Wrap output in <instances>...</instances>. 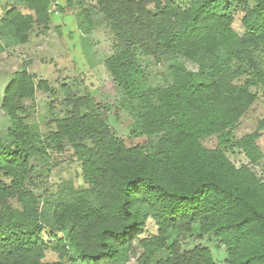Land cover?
<instances>
[{"label":"trees","instance_id":"obj_1","mask_svg":"<svg viewBox=\"0 0 264 264\" xmlns=\"http://www.w3.org/2000/svg\"><path fill=\"white\" fill-rule=\"evenodd\" d=\"M52 1L3 8L0 52L48 26ZM66 1L86 28H108L103 87L119 92L133 125L117 136L106 105L63 84L64 110L42 132L24 102L46 81L25 66L11 74L1 103L0 264H218L209 247H185L208 234L225 264H264V176L253 170L264 157V0ZM142 58L164 61L166 85L148 80ZM66 152L82 184L39 194V165ZM234 152L246 161L236 166ZM147 221L154 234L144 235Z\"/></svg>","mask_w":264,"mask_h":264},{"label":"rangeland","instance_id":"obj_2","mask_svg":"<svg viewBox=\"0 0 264 264\" xmlns=\"http://www.w3.org/2000/svg\"><path fill=\"white\" fill-rule=\"evenodd\" d=\"M176 1L186 4L189 0ZM52 3L50 9L57 10L58 15H55L57 17L52 19L48 26H34L27 43L8 47L0 52V132L7 125V117L1 110L4 90L11 74L25 66L36 81L44 80L49 87L46 91L37 90L32 100L24 102L28 107V121L36 124L42 132L46 131L50 121L61 115L64 110V93L61 87L65 84L73 92L88 93L95 101L106 105L108 123L112 131L117 136H127L133 125L132 117L115 103L119 92L103 87L110 80L105 60L112 54L113 38L108 28L97 24L86 28V23L81 24L80 7L76 3L67 5L66 0H53ZM12 5L21 11L26 10L24 6L19 5L18 0H0V11ZM59 6L63 7V10L59 11ZM233 28L242 33L239 17L235 18ZM163 62L155 64L148 58L141 59L142 67L146 66V76L154 85L167 84L166 65ZM243 126L249 131L254 123L248 121ZM258 143L264 155V135ZM228 156L236 166L246 161L238 152L228 153ZM38 170L46 175V182L44 187L39 188V194H46L42 192L45 187L52 191L64 182L76 186L82 184L79 163L69 152L54 154L44 166L39 165ZM253 170L258 177L264 176V157ZM154 233L155 227L151 221H147L144 235ZM195 245L209 247L216 262L225 264V250L213 234H208L202 239L186 238V248ZM46 260L55 261L57 256L53 252H47Z\"/></svg>","mask_w":264,"mask_h":264},{"label":"built area","instance_id":"obj_3","mask_svg":"<svg viewBox=\"0 0 264 264\" xmlns=\"http://www.w3.org/2000/svg\"><path fill=\"white\" fill-rule=\"evenodd\" d=\"M54 15H58V11L57 10H53L52 11Z\"/></svg>","mask_w":264,"mask_h":264}]
</instances>
